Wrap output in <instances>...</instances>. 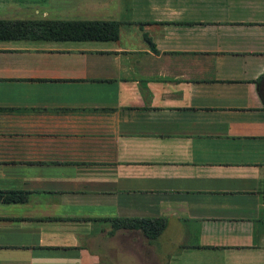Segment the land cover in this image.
I'll list each match as a JSON object with an SVG mask.
<instances>
[{"label": "crops", "instance_id": "1", "mask_svg": "<svg viewBox=\"0 0 264 264\" xmlns=\"http://www.w3.org/2000/svg\"><path fill=\"white\" fill-rule=\"evenodd\" d=\"M0 20V264H138L114 218L164 219L162 264H264V0H0ZM82 22L111 27L51 37Z\"/></svg>", "mask_w": 264, "mask_h": 264}, {"label": "trees", "instance_id": "2", "mask_svg": "<svg viewBox=\"0 0 264 264\" xmlns=\"http://www.w3.org/2000/svg\"><path fill=\"white\" fill-rule=\"evenodd\" d=\"M57 27L54 29L55 34L51 37L61 39H84V38H104L97 34L98 30L102 27L109 26L110 24L104 23H68V24H55ZM12 25L0 20V39L15 37L11 33ZM114 29L108 35V38L114 37ZM114 228H122L128 230H139L142 235L147 239H154L164 229L165 221L162 218H114L112 219Z\"/></svg>", "mask_w": 264, "mask_h": 264}, {"label": "rangeland", "instance_id": "3", "mask_svg": "<svg viewBox=\"0 0 264 264\" xmlns=\"http://www.w3.org/2000/svg\"><path fill=\"white\" fill-rule=\"evenodd\" d=\"M142 235V233H141ZM143 237V238H142ZM142 239L144 240L145 242V245L143 244V247H139V248H134V251H138L139 254L141 253V259H138L136 257V255L134 253H132L133 255V259L138 263V264H162L163 263V260L161 261V258H158L157 257V260L154 259V257H152V255L149 253V246L148 245H151L152 242L158 237H155L154 239H147L144 235H142ZM132 260V259H131ZM129 263L131 264V261H129Z\"/></svg>", "mask_w": 264, "mask_h": 264}]
</instances>
